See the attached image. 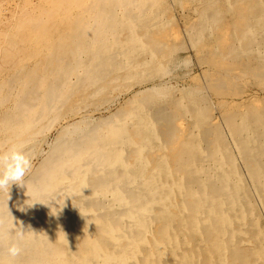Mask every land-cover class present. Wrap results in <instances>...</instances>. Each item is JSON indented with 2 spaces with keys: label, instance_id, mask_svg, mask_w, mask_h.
<instances>
[{
  "label": "bare ground",
  "instance_id": "6f19581e",
  "mask_svg": "<svg viewBox=\"0 0 264 264\" xmlns=\"http://www.w3.org/2000/svg\"><path fill=\"white\" fill-rule=\"evenodd\" d=\"M170 1L195 14L200 62L206 40L264 92V0H0V150L42 156L32 199L0 192V264H264V96L222 113L225 130L202 115L207 95L166 81L89 115L167 75Z\"/></svg>",
  "mask_w": 264,
  "mask_h": 264
},
{
  "label": "rangeland",
  "instance_id": "374dc122",
  "mask_svg": "<svg viewBox=\"0 0 264 264\" xmlns=\"http://www.w3.org/2000/svg\"><path fill=\"white\" fill-rule=\"evenodd\" d=\"M172 3L173 2H171V1L169 2L171 9H169L168 13L166 14L167 17H171L172 19L167 24L168 27L166 26L167 28H166L165 32L161 35V37L163 38V36L165 34L163 39L165 42H167V43H165L164 50L162 51V53L165 51L163 53L164 57H163L162 62L164 63V66L165 65L169 66V71L167 72V75L163 72L162 73L163 75L161 78L158 77L157 79H153L152 81L140 82V83H142L141 84L142 86L140 85V83H137L136 84L137 86L134 85L132 87V89H130L129 91L117 92L114 95L116 97H113L111 102L100 105L99 107L98 106L91 107L90 111H89V115L90 114L92 115L91 117H93L94 119L104 117V116L106 117V115L116 111V109L118 107H120V105H122L126 101V99H128V97H130L132 95L133 92L145 89L149 86H152L155 83L159 84V82H161V81L162 82L166 81L167 86L174 89V90H172V93H174V94H177V92L175 90H177L178 88L183 89L186 93H190V94L195 93L193 95V97L190 98L193 102H199L200 98L206 99L205 95H207V99H210V103L209 102L205 103L203 101L200 102V106L202 108V115L204 117H209L208 121H210L211 123H215V124L217 123L218 125H220L224 129L223 126L225 123H224V116L222 113L228 115L229 113H231L233 111V109H236V108L242 109L244 107H247L251 103L256 104V103H258V102H256V99L258 97L264 96L263 91L262 92L258 91L261 88L259 87V82H257L255 80V78H250L246 75H242V76L235 75L234 71L231 70L230 68L234 66L235 67L234 69H237L236 67H238V65L236 63H233L232 59L231 60L223 59V60H225L224 62H223V60L219 61V59H217L218 57L216 58L217 55H215L216 59L215 58L213 59L214 55L212 53L211 46L209 47V45L207 44L208 42L206 40L204 41L205 45L203 43L201 45L202 47L200 46V49H199L200 55H202L201 58L203 59L202 62H200V59H198V56H197L194 48L192 47L190 40H189V37L186 33L187 24L185 23V17H184V15L187 14V15H189V17L191 16L192 18H195V16H194L195 14H193L194 12H192V8L189 5L185 4L186 6L182 5V7H181L180 5H178L176 3H173V4ZM181 10L183 12H181ZM228 21H229V19L227 21H225V23H223L224 24L223 28H221L217 31L218 32L217 37L223 33L225 35L228 34L227 32L230 29V26L229 27L227 26ZM183 25H184V27H183ZM184 28H186V29L184 30ZM222 29H223V31H222ZM208 47H209V49H208ZM201 49H202V52H201ZM203 51H204V53H203ZM206 58H207V60H206ZM161 59H162V57H161ZM210 59H212V60H210ZM197 61H198V63H197ZM225 62H227V63H225ZM228 63L232 64V65L235 64V65L232 66V65H229ZM200 65L202 66V68ZM214 66H217V67H214ZM222 66H223V68H222ZM226 67H227V69H226ZM205 68H208V69H205ZM210 69H211V71H210ZM224 70H226V72ZM217 71H218V73L221 72V74L220 73L218 74ZM224 73L226 75H224ZM176 74H178V75H176ZM206 75L208 76V78ZM222 75L224 76V78ZM245 77H246V79L249 78L248 81L245 80ZM193 78H196V79H193ZM218 78L224 79L223 83H222V81H219ZM241 78H242V80H241ZM158 79H159V81H158ZM205 79H206V81H205ZM226 80H227V82H226ZM213 82H215V83H213ZM217 83H218V85H220V84L221 85L217 86ZM225 83L228 85L224 86L223 84H225ZM212 84H214L215 86H213ZM222 85H223V87H222ZM190 87H191V89H190ZM217 87H218V89H217ZM221 88H223V89L226 88L225 90L222 89V91L227 90L226 91L227 93L219 91V89L221 90ZM185 89L186 90L188 89V90L186 91ZM197 91H199L201 93L199 94ZM219 92H221V93H219ZM201 94H202V96H201ZM221 96H222V98H221ZM211 103L213 104V107L210 108ZM222 107H224V108H222ZM213 109H214V111H213ZM97 110H99V111H97ZM91 112H93V113H91ZM215 120H216V122H215ZM55 133H56V131L54 130L49 135L48 139L51 140L54 137ZM43 149H44V151L48 150L47 143L43 146ZM41 157L42 156L32 157V167L38 163V161Z\"/></svg>",
  "mask_w": 264,
  "mask_h": 264
},
{
  "label": "clouds",
  "instance_id": "9594fccd",
  "mask_svg": "<svg viewBox=\"0 0 264 264\" xmlns=\"http://www.w3.org/2000/svg\"><path fill=\"white\" fill-rule=\"evenodd\" d=\"M31 167L32 158L26 151H24L23 146L13 145L7 150H0V192L4 191L5 189L10 190L13 184L21 187L26 186V194L30 197V199H32V195L29 192V184L25 181V177ZM66 197H71V195ZM26 204L28 206L33 205L27 202ZM13 225L14 227L11 229V231H14L18 237L23 238L25 235V230L23 228L17 230L15 227L16 224L14 222ZM19 251L20 249L14 243L9 247V252L13 256L17 255Z\"/></svg>",
  "mask_w": 264,
  "mask_h": 264
}]
</instances>
